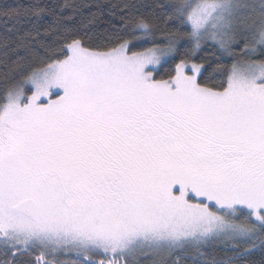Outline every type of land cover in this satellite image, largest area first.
Returning a JSON list of instances; mask_svg holds the SVG:
<instances>
[{"label":"snow or ice","instance_id":"obj_1","mask_svg":"<svg viewBox=\"0 0 264 264\" xmlns=\"http://www.w3.org/2000/svg\"><path fill=\"white\" fill-rule=\"evenodd\" d=\"M82 7L0 11V264H264V0Z\"/></svg>","mask_w":264,"mask_h":264},{"label":"trees","instance_id":"obj_2","mask_svg":"<svg viewBox=\"0 0 264 264\" xmlns=\"http://www.w3.org/2000/svg\"><path fill=\"white\" fill-rule=\"evenodd\" d=\"M34 0H0V11L4 9H11V8H24L29 4L33 3ZM43 4L48 5H58L63 4L66 0H40ZM68 2L76 3L79 5H83L81 9L82 14H77L74 16L72 20H66L65 23L72 27L76 32L77 35L82 38L87 46L92 48H99L104 49L111 45L112 40L117 35H122L123 33L120 32L121 29V22L118 19L119 11L117 10V16H113L110 14L107 8L98 9L97 5H109V4H133L140 6L141 11H147L151 6H154L157 3L162 2V0H68ZM97 13V16L94 20H91V14ZM64 16L72 15L70 10L63 11ZM91 20V22H90ZM14 21L0 15V37L5 35H12V33H8L6 30L8 28L13 27ZM148 44H137L133 50H142L145 47H149ZM212 49L207 47L204 52H201L200 55L197 57V62L200 61V57L206 55V53L211 52ZM2 52V50H0ZM43 55V53L41 52ZM15 57H12L14 59ZM254 59H261L264 57H253ZM3 60V56L0 55V61ZM220 63L230 64L232 61L228 58H222ZM173 61H169L168 64L164 66V68L160 69V72H164L166 68L173 65ZM11 68V63L9 61V68L6 69L3 63H0V87L3 85V73L8 71ZM210 70V69H209ZM207 75V74H206ZM217 80L221 79V77H216ZM37 254L33 253L31 257H18V259H30L35 262V256ZM62 257L61 259H64ZM12 254L9 252L7 256H5L0 250V261L11 260ZM147 264V263H142ZM187 264H191V260L187 261Z\"/></svg>","mask_w":264,"mask_h":264},{"label":"rangeland","instance_id":"obj_3","mask_svg":"<svg viewBox=\"0 0 264 264\" xmlns=\"http://www.w3.org/2000/svg\"><path fill=\"white\" fill-rule=\"evenodd\" d=\"M35 253L37 255H39V251H35ZM64 256L61 255L60 258H62ZM49 259H51V257H49ZM151 260V257L150 256H142V257H139V264H142V263H147L149 264V261Z\"/></svg>","mask_w":264,"mask_h":264}]
</instances>
